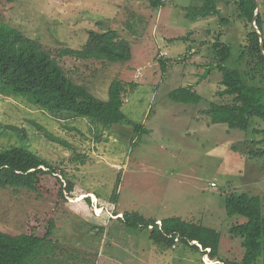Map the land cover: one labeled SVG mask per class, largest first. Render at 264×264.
<instances>
[{"label": "rangeland", "instance_id": "1", "mask_svg": "<svg viewBox=\"0 0 264 264\" xmlns=\"http://www.w3.org/2000/svg\"><path fill=\"white\" fill-rule=\"evenodd\" d=\"M161 1L164 5L155 8L152 0H0V25L37 40L73 82L101 100H108L114 80L126 88L121 109L126 120L114 126L54 116L28 98L0 92V151L24 147L74 185L65 198L45 183L34 189L1 188V231L19 235L30 225L53 220L52 239L74 256L67 264L242 261L245 248L230 229L247 219L230 217L225 200L232 193L260 196L264 212V157L250 155L264 149V115L237 129L212 122L203 111L219 101L216 92L222 89L214 48L218 38L234 48L231 66L240 67L252 85H264V71L253 72L252 58L237 62L251 26L237 19L234 5L219 3V13L202 16L203 9L214 6L212 0ZM257 2L264 28V0ZM108 29L130 42L131 62L60 56L82 49L91 31ZM181 87H192L201 102L172 101L169 93ZM86 197L90 203L82 201ZM126 212L159 225L179 217L219 231L217 259L180 243L154 244L149 230L128 229L117 219Z\"/></svg>", "mask_w": 264, "mask_h": 264}, {"label": "trees", "instance_id": "2", "mask_svg": "<svg viewBox=\"0 0 264 264\" xmlns=\"http://www.w3.org/2000/svg\"><path fill=\"white\" fill-rule=\"evenodd\" d=\"M212 3L213 7L203 9L202 16L219 13L215 6L224 3L234 5L237 19L250 24L248 45L240 53L237 62L242 63L250 57L254 64L253 72L264 71V49L261 47L264 28L261 15L255 18L258 8L256 0H212ZM152 5L159 8L164 3L152 0ZM220 21L227 23L225 19ZM254 23L257 29L252 26ZM214 48L218 60L216 68L222 74V89L216 92L219 101L211 102L203 114L214 123L243 129L256 115H264V85H252L240 67L231 66L234 48L230 44L218 38ZM60 56L83 61H107L111 64H126L133 59L130 42L121 39L113 29L91 31L82 49H67L61 51ZM161 63L162 68H165V63ZM130 85L135 86L134 83ZM0 92L28 98L35 107L54 116L82 118L106 126L126 120L121 110L126 92L122 81L114 80L110 85L108 100H101L85 85L73 82L58 60L44 50L37 40L7 25H0ZM169 98L187 105L199 104L202 100L192 87L175 89L169 93ZM9 129L18 131L15 127ZM138 130L139 127H136L135 132ZM47 136L53 138L48 133ZM250 155L253 158L264 157V149L258 148L251 151ZM57 174L48 161L24 147L0 151V189L12 186L34 189L35 185L45 183L58 189L61 197L65 198V193L70 196L74 185L69 180L64 183V178L60 179ZM61 175L66 177L64 173ZM82 201L90 203V197ZM225 210L230 217L239 215L247 219L246 223L230 229L234 237L242 240L245 248L242 261L234 264H264V212L261 197L232 193L225 200ZM117 219L128 229L149 230L154 244L172 248L178 239L181 245L202 252L213 260L218 257L221 233L215 229L179 217L164 219L159 225L157 221L137 212L123 213ZM55 228V222L50 220L39 226L30 225L19 235L0 230V264H67V260L74 257L73 253L63 251L59 243L54 242L52 235ZM57 250L62 257L57 256Z\"/></svg>", "mask_w": 264, "mask_h": 264}, {"label": "water", "instance_id": "3", "mask_svg": "<svg viewBox=\"0 0 264 264\" xmlns=\"http://www.w3.org/2000/svg\"><path fill=\"white\" fill-rule=\"evenodd\" d=\"M257 2V0H256ZM258 3V2H257ZM259 13H260V5L258 3V8H257V12H256V15H255V18H257L259 16ZM254 26H255V23H254ZM257 29V27H255ZM260 34V32H258ZM261 47L262 49H264V40L263 38H261Z\"/></svg>", "mask_w": 264, "mask_h": 264}, {"label": "built area", "instance_id": "4", "mask_svg": "<svg viewBox=\"0 0 264 264\" xmlns=\"http://www.w3.org/2000/svg\"><path fill=\"white\" fill-rule=\"evenodd\" d=\"M213 186H215V184H213ZM177 243H179L178 239L176 240V244H177ZM174 246H176V245H174Z\"/></svg>", "mask_w": 264, "mask_h": 264}, {"label": "crops", "instance_id": "5", "mask_svg": "<svg viewBox=\"0 0 264 264\" xmlns=\"http://www.w3.org/2000/svg\"><path fill=\"white\" fill-rule=\"evenodd\" d=\"M207 257H209L208 255H206Z\"/></svg>", "mask_w": 264, "mask_h": 264}]
</instances>
